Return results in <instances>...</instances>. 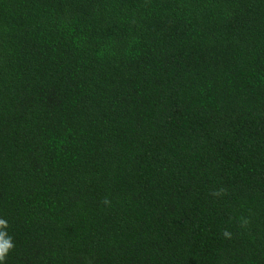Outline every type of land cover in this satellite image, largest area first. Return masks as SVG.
I'll return each instance as SVG.
<instances>
[{
    "label": "trees",
    "instance_id": "1",
    "mask_svg": "<svg viewBox=\"0 0 264 264\" xmlns=\"http://www.w3.org/2000/svg\"><path fill=\"white\" fill-rule=\"evenodd\" d=\"M0 219V264H264V0H0Z\"/></svg>",
    "mask_w": 264,
    "mask_h": 264
},
{
    "label": "clouds",
    "instance_id": "2",
    "mask_svg": "<svg viewBox=\"0 0 264 264\" xmlns=\"http://www.w3.org/2000/svg\"><path fill=\"white\" fill-rule=\"evenodd\" d=\"M7 227V222L0 219V262H4L6 260L9 251L14 247L11 242V238L8 237L5 231H2V229H6ZM226 235L228 234L226 233Z\"/></svg>",
    "mask_w": 264,
    "mask_h": 264
}]
</instances>
